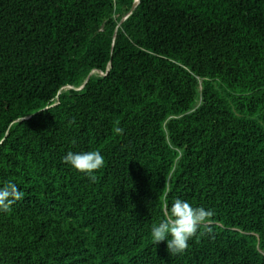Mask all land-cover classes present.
<instances>
[{
  "label": "trees",
  "instance_id": "1",
  "mask_svg": "<svg viewBox=\"0 0 264 264\" xmlns=\"http://www.w3.org/2000/svg\"><path fill=\"white\" fill-rule=\"evenodd\" d=\"M135 3L0 0V264H264V0ZM177 198L213 216L171 255Z\"/></svg>",
  "mask_w": 264,
  "mask_h": 264
},
{
  "label": "clouds",
  "instance_id": "2",
  "mask_svg": "<svg viewBox=\"0 0 264 264\" xmlns=\"http://www.w3.org/2000/svg\"><path fill=\"white\" fill-rule=\"evenodd\" d=\"M115 134H122L123 129L114 128ZM63 162L74 170L95 180V172L104 167L105 159L99 151H69ZM24 192L15 182L0 185V213H7L12 205L23 200ZM213 216L211 210L194 207L188 201L177 198L172 203L164 220L152 227L151 238L154 244L167 241L171 255L183 254L189 247V241L197 235L199 228L209 222Z\"/></svg>",
  "mask_w": 264,
  "mask_h": 264
},
{
  "label": "water",
  "instance_id": "3",
  "mask_svg": "<svg viewBox=\"0 0 264 264\" xmlns=\"http://www.w3.org/2000/svg\"><path fill=\"white\" fill-rule=\"evenodd\" d=\"M139 2H140V0H136V3L134 4V6H133L132 9L130 10V12H132V10L135 8V6H136ZM130 12L128 13V15L130 14ZM128 15H126V17H127ZM126 17H125V18H126ZM92 74H94V71L91 72V73L89 74L88 78H89ZM88 78L86 79V81L84 82V84L87 82ZM84 84H83V85H84ZM70 87H72V86H70ZM80 88H82V87H80Z\"/></svg>",
  "mask_w": 264,
  "mask_h": 264
}]
</instances>
